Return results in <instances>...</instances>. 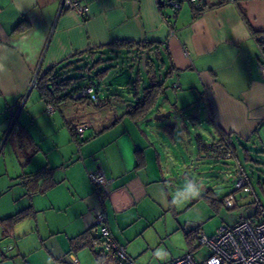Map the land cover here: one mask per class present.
<instances>
[{"label":"crops","instance_id":"crops-1","mask_svg":"<svg viewBox=\"0 0 264 264\" xmlns=\"http://www.w3.org/2000/svg\"><path fill=\"white\" fill-rule=\"evenodd\" d=\"M78 1L88 8L84 17L61 10V0H0V142L4 140V147L12 140L20 143V173L6 177V187L0 191L8 193L10 208L19 199V211H34L11 231L0 225V247L3 240L6 244L0 248L3 260L14 251L23 253L25 243L17 247L15 232L27 226L36 234L32 251L38 254L37 264H81L78 254L86 251L99 261L102 257L97 259L94 253L105 252L102 246H95L94 252L85 248L74 254L69 245L80 234L95 231L97 211L105 213L112 238L126 247L132 260L141 256L144 243L177 232L178 208L170 197L173 185L167 188L166 179L171 181L178 170L163 160L167 144L160 130L167 135L185 108L193 110L190 121L197 128L204 124L203 110V119L214 134H207L208 142L196 136L198 151V141L216 142L218 130L231 136L234 157L244 143L264 141V44L248 31L234 3L184 1L175 10L168 0ZM191 5L203 9L194 11ZM240 5L251 28L264 35V0H244ZM118 42L147 43L155 50L149 56L167 88L148 117L133 121L125 115L135 102L133 88L132 101L104 94L105 107L69 101L47 113L49 106L41 100L36 84L31 86L34 79L77 54ZM107 53L118 58L125 51ZM136 65L139 71L134 80L136 76L141 80L140 96L147 86L146 64L143 68L141 58ZM94 75H86L82 84ZM95 82L101 87V81ZM166 112L174 117L164 121L167 128L148 121L154 114ZM69 125L82 130V143L72 139ZM171 142L176 144L173 138ZM93 171H100L109 181L106 198L88 178ZM39 172H43L42 178L30 190L33 186L27 177ZM206 190V195H213ZM3 213L0 211V220L16 214ZM166 214L172 216V222Z\"/></svg>","mask_w":264,"mask_h":264},{"label":"rangeland","instance_id":"rangeland-1","mask_svg":"<svg viewBox=\"0 0 264 264\" xmlns=\"http://www.w3.org/2000/svg\"><path fill=\"white\" fill-rule=\"evenodd\" d=\"M106 56L111 57L112 54H107ZM86 65L89 69L91 62L83 60L76 64L74 68L80 67L84 69L85 67L87 68ZM106 67L111 69L108 76L101 81L103 92L100 93V98L103 99L104 94L118 95L122 100L132 101L131 94L134 77L139 71V66L137 67L133 62L131 56L123 54V56H118L117 59L110 61ZM88 72L94 75L97 70L89 69ZM141 75L145 86V75L143 73ZM85 76L84 72L77 70L65 75V77L78 79ZM84 79L82 78V80ZM109 88L111 91H109ZM161 104L162 101H159V105ZM201 112V119L204 122L201 128L194 127L191 123L190 120L194 112L189 107L183 110V113L177 118L173 128H170L172 130L168 131L167 135L164 134L163 130H160V136H164L167 144V150L162 151L163 160L178 170V175L174 173L171 181L168 178L166 179L167 188L173 185L170 197L178 208V231L166 239H155L152 242H146L141 245L142 254L140 257H135L133 260L135 264H166L186 254H192L197 261L203 260L209 254L208 248L199 246L197 239L194 238L191 243H187L184 239L185 233L200 226V229H197L199 235L212 238L220 228L234 224L240 214L247 212L254 202H258L261 207H264V141H253L250 144L244 143L237 148L236 157L230 159H215L202 156L201 154L199 156L196 136L199 135L204 142H208L209 137L207 134L214 136L210 126L203 119L204 111L202 110ZM153 122L158 123L160 127L167 128V123ZM171 138L175 140L176 144L171 142ZM3 143L4 140L0 142L1 190L3 186L6 187V177H16L20 173L18 170L19 159H17L19 154L17 144L20 143L12 140V146L8 143L5 147ZM242 149L248 152V160L244 159ZM237 165L242 167L247 176L250 188L249 193H245L243 190L234 191L232 175ZM206 189L211 190L214 196L211 194L206 195L208 191ZM205 195L209 197L210 201L204 198ZM229 195L233 196L234 208L231 209L226 207L223 201L221 203V200ZM9 200L8 193L0 191V211L5 212L3 216H10L22 209H20L19 199H16L17 203L12 208L7 205ZM1 207H3V210ZM167 217L168 222H172V216L168 214ZM38 226L42 230L41 223ZM24 227L21 232H15V244L18 247L19 243H25V249L21 250L25 256L22 254L17 255L14 251L7 260H3L0 251V264H37V258L35 257L38 254L32 251L34 246L32 242H35L36 234L30 233L31 227ZM22 232L27 234L26 237H22ZM4 245L6 246L3 240L0 248ZM18 249L21 248L19 247ZM96 252H100L102 257L99 261H96L88 251L79 252L78 258H81V264H117L110 258H106L105 252Z\"/></svg>","mask_w":264,"mask_h":264},{"label":"trees","instance_id":"trees-1","mask_svg":"<svg viewBox=\"0 0 264 264\" xmlns=\"http://www.w3.org/2000/svg\"><path fill=\"white\" fill-rule=\"evenodd\" d=\"M169 1V0H168ZM180 3L184 1L190 2V0H178ZM231 1L236 6L238 13L240 15V18L242 19L243 23L246 25L248 31L251 33V35L256 38L261 35V33L254 31L250 23L246 17V13L244 9L241 7L240 2L244 0H223V3ZM192 6V5H191ZM194 11L201 12L203 7L195 8V6H192ZM114 50L119 51H125V54L131 55L133 62H136V64H140L141 58L145 56V64H146V70H144L146 77H147V86L142 89L140 96L137 94V90L139 89V86L141 84V80L139 79V76H136L134 83H133V91L135 92L133 94V98L135 99L134 104L129 105L126 108L125 115L130 118L133 121H139L144 120L148 117L151 110L155 107L158 100L164 96L166 86L164 81L160 82L159 77L155 71L154 67V61L149 56L150 53L153 51V46L151 44L147 43H131V42H118L111 45H108L106 47H102L97 49V51H89L86 53H80L72 57V59H69L67 61H64L43 74L37 76L36 78V89L40 95L41 100L48 105L49 107H52L53 109L59 110V108L69 102V101H87L94 106L98 108L105 107L107 103L103 101L100 98V93L102 87L97 86V82L95 81H102L108 76V73L110 71V67L104 68L102 70H98L102 66H106L110 61L115 60L117 57H107L106 55L108 51L112 52ZM157 51V49H156ZM83 60H87L88 62H91V67L89 65V69L97 70L95 75L92 77V79H88L85 84H82V78H73V77H65L67 73H71L73 71H81L84 72L86 75L92 74L91 72H88V66L87 68H74L76 64L82 62ZM169 73V71L167 72ZM169 78V74L166 75L165 79ZM79 81V82H78ZM87 86H92L94 90V94L96 96V100H92L91 98L87 97L85 99L79 98L74 99L72 96L79 92L81 89ZM102 100V102H101ZM69 130L72 135V139L77 142L78 144L82 143L81 138L78 137L77 134V128L74 126L69 125ZM217 140L214 143L211 144H205L201 140L198 141V148L200 152H203L204 154H209L211 158L219 159L224 157L227 153L231 152L235 156V148L232 143V138L229 135H225L221 131H217ZM244 159L248 160V152L244 150ZM235 171V170H234ZM43 172L36 173L34 175L27 177V182H30L29 184L31 189H35V183L42 177L40 175ZM234 174V173H233ZM233 177V175H232ZM247 177V176H246ZM205 199L210 201L208 196H204ZM222 203V201H221ZM261 211H264V207H261ZM34 214V211L31 208L24 209L22 211L17 212L16 214L0 220V225L4 227L6 231H11L13 227L20 222L28 219ZM197 229V228H196ZM191 230L190 232L185 234V241L187 243H191L193 241V238L196 239L199 235L197 230ZM97 231V229H94ZM95 231L88 230L79 236L73 238L70 240V252L76 254L78 251L82 249H89L91 252H94V247L96 243L100 242V236H95ZM109 254V253H108ZM94 256L99 259L100 258V252L94 253ZM112 258V257H111Z\"/></svg>","mask_w":264,"mask_h":264},{"label":"built area","instance_id":"built-area-1","mask_svg":"<svg viewBox=\"0 0 264 264\" xmlns=\"http://www.w3.org/2000/svg\"><path fill=\"white\" fill-rule=\"evenodd\" d=\"M169 5L178 10L181 3L178 0H169ZM191 4H195V0H190ZM60 9L72 11L84 17L88 13V8L80 4L78 0H61ZM170 34L173 35L171 32ZM264 75V66L261 69ZM36 84V79L31 86ZM174 88H177L175 85ZM74 99L91 98L96 100L92 86H87L72 96ZM52 107H48L47 113L53 112ZM78 137L82 135V130H77ZM234 155L229 152L225 155L226 159L232 158ZM233 181L234 191L243 190L245 193L250 192L249 182L246 174L240 165L234 169ZM88 178L96 191L106 198L109 195V181L100 171L88 173ZM223 204L228 208H234L233 196H226ZM95 226L100 236V242L95 246H102L104 251L109 253L114 262L118 264H135L128 256L123 245L117 243L111 236L107 217L103 211L95 213ZM197 243L199 246L208 248L209 254L203 260H195L192 254H186L181 258L172 260L166 264H264V211L258 202H254L248 214L241 213L239 220L231 226H224L216 231L212 238L204 235H198ZM65 264V263H56Z\"/></svg>","mask_w":264,"mask_h":264},{"label":"water","instance_id":"water-1","mask_svg":"<svg viewBox=\"0 0 264 264\" xmlns=\"http://www.w3.org/2000/svg\"><path fill=\"white\" fill-rule=\"evenodd\" d=\"M257 42H259L260 44H264V35L259 36L257 38ZM142 67L143 68L145 67V56L142 57ZM170 118L174 119L171 112L157 113V114H154L152 119H149L148 121L154 120L156 122H164L165 120H170Z\"/></svg>","mask_w":264,"mask_h":264},{"label":"bare ground","instance_id":"bare-ground-1","mask_svg":"<svg viewBox=\"0 0 264 264\" xmlns=\"http://www.w3.org/2000/svg\"><path fill=\"white\" fill-rule=\"evenodd\" d=\"M81 137H82V136H81ZM81 137H80V138H81Z\"/></svg>","mask_w":264,"mask_h":264}]
</instances>
